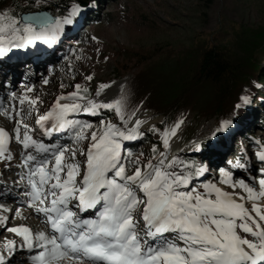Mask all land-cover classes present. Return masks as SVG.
I'll return each instance as SVG.
<instances>
[{
  "label": "snow or ice",
  "instance_id": "6c2138e0",
  "mask_svg": "<svg viewBox=\"0 0 264 264\" xmlns=\"http://www.w3.org/2000/svg\"><path fill=\"white\" fill-rule=\"evenodd\" d=\"M88 7L87 0H80L70 4L64 15L34 14L22 19L7 9L0 12V58L37 41L53 44ZM92 78V74L85 77ZM109 86L101 83L96 95ZM73 87L58 95L42 114L34 106L43 101L29 96L31 89L25 88L18 97L20 105L26 101L29 105L16 115L23 119L36 111L35 125L44 136L67 130L73 144L87 141V147L78 150L67 144H45L34 138L28 123L21 128V119L16 120L15 139L26 150L21 154L26 171L20 181L27 189L22 203L44 217L48 231H33L25 224L8 226L9 217L2 214L0 226L22 238L19 247L29 251L30 264H264V167L257 169V176L249 173L250 179L235 178L234 170L248 165L228 161V166L218 168V180L204 179L207 164L179 155L168 157L170 139L181 119L163 131L150 129L160 136L164 151L154 144L146 161L141 159L143 153L128 160L123 142L142 137L139 129L144 121L135 118L129 127L136 112L126 111L127 95L103 101L89 98L88 88L79 83ZM251 87L264 91V83L253 82ZM253 98L241 95L230 117L221 119L205 142H195V150L206 152L210 161L218 152V134L231 131L242 119L241 109ZM101 110L114 111L121 123L101 120L94 125L70 115H96ZM9 136L0 127V160L13 159L6 148ZM77 151L82 160L77 159ZM254 155L264 164V149ZM130 168L134 170L129 174ZM5 209L0 203V210ZM5 248L11 257L15 242L7 240ZM7 257L0 253V264Z\"/></svg>",
  "mask_w": 264,
  "mask_h": 264
},
{
  "label": "rangeland",
  "instance_id": "374dc122",
  "mask_svg": "<svg viewBox=\"0 0 264 264\" xmlns=\"http://www.w3.org/2000/svg\"><path fill=\"white\" fill-rule=\"evenodd\" d=\"M87 2L89 7L85 8L81 15L74 18V25H66L65 30L53 44H46L50 51L53 52V63H49L48 56L43 55L48 50V47L42 41L29 45L27 49L24 48L27 51L24 54L27 56V60L23 61L26 66H22L23 69L28 68L30 76L26 77L28 74H22V77L26 78L25 84L19 82L20 80L16 78L13 83L15 91L12 93L16 92V89L20 90L19 92L26 87L30 89L29 80L30 82L40 83L42 85L41 88L31 96L33 98L39 97L43 101V103L38 102L34 106L39 109L40 114L52 105L58 95L63 92L73 91V86L77 83L81 84L82 87L88 88L89 98L110 101L120 96L123 89L121 86H124L129 76L141 68L149 59L153 60L152 65L158 67L159 70H162L164 62L173 67L181 60L182 50L195 44L194 38L197 36L209 35L212 40L217 42L232 44L233 40L237 38V27L239 28L240 25L247 32L264 24V0H87ZM20 3L29 7V9L23 11L49 7L48 11L53 16L64 15L68 11V8H66L65 13L59 14L50 5L49 0H40L39 3H36L35 0H20ZM75 3H80V0ZM74 39L76 41H73ZM123 47L127 48V52L124 54L119 52ZM235 47L236 50H239L237 46ZM16 50L23 51V49ZM140 52L149 56L146 57L144 62L139 61L140 65H137V55L134 54ZM127 53L133 56H129ZM256 56H261V68H264V53L258 51ZM28 61L29 63L31 62V68H29V63L27 64ZM119 62L126 63L127 67L120 69ZM50 65L52 66L51 69L48 68ZM43 70H47L50 73L47 87L43 85L44 78L41 75ZM116 71L122 73L120 79H115L114 73ZM88 74H92L93 78L91 81L85 79ZM160 77L161 74L158 73L151 75L148 81L150 89L157 87ZM256 82L264 83V76ZM99 83L109 84L110 86L102 89L100 95L97 96L96 90ZM61 84L64 85L63 88L60 87ZM245 85L249 84L246 82ZM45 88H48V94L44 92ZM9 90L10 88L4 90L6 96L2 98L3 105L0 107V116L5 110L13 113L12 119H21L16 113L18 111L26 112L29 102L26 101L24 105H20L17 100L19 94L14 99L16 102L12 101V94H8ZM248 91L249 96L254 98L250 104L241 109L242 119L231 126V131L226 130L218 134L221 137L218 151L222 146L224 149V144L228 143L226 150L234 153L233 158H230V160H235L233 163L237 161L245 163L246 159L250 160L246 162L248 165L246 169L248 170H234L235 178L245 176L250 179L249 173L251 176H257V169L264 167V164L261 165L254 155L255 152L264 149V103L261 102L264 94L261 96L262 98L260 97L259 103L255 98L262 91L259 88H250ZM13 104L18 106L15 107ZM219 114L220 111L217 110L215 117ZM72 115H75V118L78 119L91 121L94 125H98L101 120H110L117 124L121 123L114 111L110 110H101L96 115L91 113ZM25 116L26 118L21 119V128L25 122L29 125L34 123L37 112L32 111ZM135 118L144 121L139 129L144 135L134 140L123 142L122 149L128 160H134L143 153L144 155L141 159L146 161L148 157L152 156V146L154 144L158 150L164 151L160 136L150 129L154 126L163 131L164 127L171 126L175 120L169 124L163 122L162 115L147 108L136 113V117L129 122V127L134 123ZM178 119L183 120V123L179 126L177 133L170 139L168 157L179 155L182 159L201 162V157L204 156L205 152L202 153V151L195 150L194 144L197 141L205 142L209 134L218 127V120L216 118L209 119L206 109L192 110L189 107L187 112L181 113ZM11 135L12 139L16 140L14 132ZM69 138L71 137L68 133L67 139ZM64 143L77 150L81 146L87 147V141L82 145L73 144L72 139L66 140ZM234 143L237 149L233 147ZM11 145V140L9 139L6 148L11 152L13 159L10 162L0 160V171L6 162V164L10 165L12 161L15 162L14 168L18 165L20 174L12 168L11 172L15 177L13 182L15 184L18 183L20 186L13 188L14 196H10L5 201L6 209L1 210V213L9 217L8 222L10 221L11 226L26 224L34 231V224H36V227L40 226L39 229L48 231L43 222L44 217L37 215L33 209L22 203L27 190L24 186L25 182L20 181L21 174L26 171V168L21 163V154L24 150L19 142H16L14 149L13 145ZM254 147L255 150H253ZM239 155H241V158ZM225 158L227 160L219 159V164L227 166L226 163L229 159ZM77 159H83L78 151ZM208 167L209 173L205 175L204 179L218 180V168ZM133 170L134 168H130L129 174ZM230 170L233 169L230 168ZM220 186H226L227 190H232L227 185L221 184ZM248 206H251V202H249ZM7 209H11V211ZM26 210H29L30 214ZM20 216L24 217L23 223L18 222ZM21 239L14 233L0 239V253L5 254L7 257V251H5L7 240H13L16 248H20ZM21 255L27 256L28 260H26L30 263L28 250L18 252V260L20 261L24 260V258H20ZM15 261H11L10 264H14ZM5 264H8V261Z\"/></svg>",
  "mask_w": 264,
  "mask_h": 264
},
{
  "label": "trees",
  "instance_id": "16d2710c",
  "mask_svg": "<svg viewBox=\"0 0 264 264\" xmlns=\"http://www.w3.org/2000/svg\"><path fill=\"white\" fill-rule=\"evenodd\" d=\"M49 1L56 12L63 14L70 4L79 0ZM6 9L20 18L21 12L29 7L23 6L20 0H0V12ZM237 29V38L232 44L217 42L209 35L195 37V44L182 50L181 60L173 67L164 62L162 70H159L149 59L129 76L123 86L120 95L128 97L126 111L137 113L152 109L168 124L187 112L188 107L192 110L206 109L207 117L216 118L218 123L229 118L234 106L240 102L239 97L249 95L252 83L264 76L261 56H256L258 51L264 53V24L247 32L241 25ZM119 52L124 54L127 48L123 47ZM134 55H137V65L149 56L141 52ZM119 67L125 69L127 64L119 62ZM156 73L161 77L157 87L150 89L149 78ZM114 74L115 79L122 77L119 71ZM246 82L249 85H245ZM263 94L262 91L257 95V102L260 103V95ZM217 110L220 114L215 117Z\"/></svg>",
  "mask_w": 264,
  "mask_h": 264
},
{
  "label": "bare ground",
  "instance_id": "6f19581e",
  "mask_svg": "<svg viewBox=\"0 0 264 264\" xmlns=\"http://www.w3.org/2000/svg\"><path fill=\"white\" fill-rule=\"evenodd\" d=\"M77 22V21H76ZM77 24V23H76ZM73 41H76L75 39L73 40ZM46 45V44H45ZM27 49V48H26ZM27 51L26 50H24L23 49V51H20V50H16V49H11V50H9V52L6 54V56L4 57L5 59H11L12 57H16V60H15V62H13V63H10V62H7V66L8 67H10V68H6V71H4V70H0V92L1 91H3L4 90V86H5V83L3 82V80L5 79V78H7L8 79V83L9 84H13L14 83V80L16 79V78H19L20 76H22V74H24V73H26V71L25 72H23V66L22 65H24V66H26L25 65V63L23 62L24 60L26 61L27 59H26V57L27 56H25L24 54L26 53ZM33 61V60H32ZM22 63H24V64H22ZM31 63V62H30ZM3 64V63H2ZM33 64V63H32ZM36 65V64H35ZM5 67V65L3 64V66L1 65L0 66V69H2V68H4ZM51 65L48 67L49 69H51ZM11 68H13V69H11ZM15 71V72H14ZM26 74H28L27 75V77H29L30 76V73L29 72H27ZM50 73L49 72H47V70H43V72L41 73V75H42V78H47V80H48V78L50 79V75H49ZM29 80V79H28ZM29 85H30V89H31V91L28 93V95L29 96H32L33 94H34V92L35 91H38L40 88H41V84L40 83H35V82H33V81H31L30 82V80H29ZM43 85H44V87H47V85H48V83H43ZM23 86H25V85H23ZM23 88V87H22ZM27 88V87H26ZM13 91H15V88L13 89ZM20 91V90H19ZM17 89H16V92H14V93H16V94H22L23 93V91H24V89H23V91H21V92H19ZM44 92L45 93H49V90H48V88H45L44 89ZM44 93V94H45ZM12 101H15L14 100V98L12 97V99H11ZM18 100V99H17ZM66 100H63V99H61V103H66V102H68V101H66ZM16 102V101H15ZM26 103V102H25ZM15 107H17L18 105L17 104H13ZM4 112H2V115L0 116V127H3V128H5L8 132H9V134H10V136H9V139L11 140V144L13 145V149H14V145H16V142H18V141H16V140H14V139H12V135H11V133L12 132H14V128H15V126H16V118H14V119H12L11 117H9V116H7L6 115V111L5 110H3ZM8 112V111H7ZM19 117V116H18ZM25 118H26V116H24ZM23 117V118H24ZM19 118H21V117H19ZM46 125H47V123H46ZM48 126V125H47ZM15 134V133H14ZM67 138H68V131L67 130H61V131H59V132H54L53 134H52V136H51V143H55L56 141H58V140H67ZM11 145V146H12ZM12 148V147H11ZM10 148V149H11ZM22 153H24V151H22ZM14 154V153H13ZM233 154L234 153H230V157H229V159L231 158H233ZM15 158V157H14ZM19 159V158H18ZM17 161V160H16ZM247 161H250V160H248V159H246V162ZM10 162V161H9ZM7 163V162H6ZM6 163L2 166V168H1V171H0V203H2V204H4L5 203V201H7L8 200V198L10 197V196H14V193H13V188H15L16 186H17V184H15L13 181H15V177H14V175H13V173L11 172V170H12V168H13V170L15 171V172H17L18 174H20V172H18V165H16V167L14 168V166H15V162H11L12 164L10 165L11 167L10 168H8V167H5V165H6ZM251 163V162H250ZM22 175V174H21ZM20 186V185H19ZM221 187H223V186H221ZM224 188H226V186H224ZM227 189V188H226ZM13 193V194H12ZM18 194V193H17ZM26 212H29V214H30V211L29 210H26ZM31 213H32V211H31ZM0 214H3V213H1V210H0ZM18 222L19 223H23L24 222V217L23 216H20V218H19V220H18ZM32 223H34V222H32ZM7 225L8 226H11V224H10V221L9 222H7ZM26 225V224H25ZM40 227V226H39ZM39 227H36V224H34V231H36V230H41V229H39ZM11 234V232H9V231H7L6 229H5V227H3V226H0V239H2V238H4V237H6V236H9ZM27 257V256H26ZM24 255H21V257L20 258H24V260H18V252H16V254L14 255V257H13V259H14V261H15V263L14 264H30L29 262H27V260H28V258H26ZM27 259V260H26ZM6 261H7V259H6ZM73 264H74V262H73Z\"/></svg>",
  "mask_w": 264,
  "mask_h": 264
},
{
  "label": "water",
  "instance_id": "95a60500",
  "mask_svg": "<svg viewBox=\"0 0 264 264\" xmlns=\"http://www.w3.org/2000/svg\"><path fill=\"white\" fill-rule=\"evenodd\" d=\"M49 7H45V8H41L38 10H29V11H23L20 14V18L22 19L25 16H29V15H34V14H45L47 13L50 16H53L49 11H48Z\"/></svg>",
  "mask_w": 264,
  "mask_h": 264
}]
</instances>
